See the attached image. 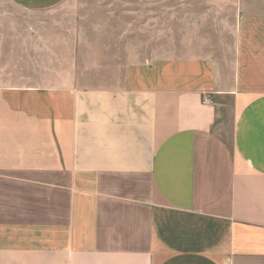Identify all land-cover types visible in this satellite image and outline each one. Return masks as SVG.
Returning a JSON list of instances; mask_svg holds the SVG:
<instances>
[{
  "label": "crops",
  "instance_id": "crops-1",
  "mask_svg": "<svg viewBox=\"0 0 264 264\" xmlns=\"http://www.w3.org/2000/svg\"><path fill=\"white\" fill-rule=\"evenodd\" d=\"M215 2L221 54L127 64L110 86L10 78L0 32V264H264V0Z\"/></svg>",
  "mask_w": 264,
  "mask_h": 264
},
{
  "label": "rangeland",
  "instance_id": "rangeland-1",
  "mask_svg": "<svg viewBox=\"0 0 264 264\" xmlns=\"http://www.w3.org/2000/svg\"><path fill=\"white\" fill-rule=\"evenodd\" d=\"M224 15L215 0H69L44 13L0 0V32L10 34V78L42 84L62 78L102 87L119 83L127 64L221 54V23L231 21ZM224 34L231 45L229 29ZM222 101V135L231 146V100Z\"/></svg>",
  "mask_w": 264,
  "mask_h": 264
}]
</instances>
